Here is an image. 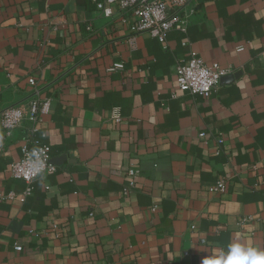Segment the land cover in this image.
<instances>
[{
    "label": "crops",
    "instance_id": "0c3cea01",
    "mask_svg": "<svg viewBox=\"0 0 264 264\" xmlns=\"http://www.w3.org/2000/svg\"><path fill=\"white\" fill-rule=\"evenodd\" d=\"M190 9L162 43L107 0H0V112L29 99V76L50 100L33 132L0 117V186L13 193L0 199V264H204L233 243L264 249V0ZM190 50L227 70L209 96L177 87ZM36 143L55 170L20 201L10 164Z\"/></svg>",
    "mask_w": 264,
    "mask_h": 264
},
{
    "label": "built area",
    "instance_id": "2783aa9c",
    "mask_svg": "<svg viewBox=\"0 0 264 264\" xmlns=\"http://www.w3.org/2000/svg\"><path fill=\"white\" fill-rule=\"evenodd\" d=\"M109 3H116L122 10L130 12L134 18L132 30L136 33H147L158 38L160 42H165L166 34L170 30L185 32L189 22V14L186 12L191 0H107ZM105 14H110V9H105ZM121 67V64H114L109 70ZM227 73L225 68L213 62L206 64L204 59L194 50L189 51L188 58L175 66V82L179 90L191 94L209 96L220 82V78ZM31 86V96L28 100L16 105L5 107L0 112L1 125L6 130L14 129L23 122L28 123L29 132H33L36 124L41 120V115L48 112L50 100L40 97V89L33 76L27 78ZM109 118L114 123L122 120L117 108H113ZM205 132H199L203 137ZM222 141L218 138V142ZM55 170V165L50 158V148L48 144L36 143L31 149H24L22 155L10 164L11 175L24 180L27 183L20 201L31 193V182L39 176L51 173ZM128 185L123 191L135 185L137 170L130 166L125 171ZM219 190L225 189V178L221 177L216 181ZM13 193L5 194L0 186V199L11 198ZM246 218H241L240 221ZM20 250L21 246L17 245Z\"/></svg>",
    "mask_w": 264,
    "mask_h": 264
},
{
    "label": "clouds",
    "instance_id": "9594fccd",
    "mask_svg": "<svg viewBox=\"0 0 264 264\" xmlns=\"http://www.w3.org/2000/svg\"><path fill=\"white\" fill-rule=\"evenodd\" d=\"M217 262L218 264H264V249L233 243L226 252H221L220 258L205 260L204 264H217Z\"/></svg>",
    "mask_w": 264,
    "mask_h": 264
},
{
    "label": "water",
    "instance_id": "95a60500",
    "mask_svg": "<svg viewBox=\"0 0 264 264\" xmlns=\"http://www.w3.org/2000/svg\"><path fill=\"white\" fill-rule=\"evenodd\" d=\"M221 78H223V77H221ZM221 78H220V80H221Z\"/></svg>",
    "mask_w": 264,
    "mask_h": 264
},
{
    "label": "snow or ice",
    "instance_id": "6c2138e0",
    "mask_svg": "<svg viewBox=\"0 0 264 264\" xmlns=\"http://www.w3.org/2000/svg\"><path fill=\"white\" fill-rule=\"evenodd\" d=\"M217 264H218V262H217Z\"/></svg>",
    "mask_w": 264,
    "mask_h": 264
}]
</instances>
